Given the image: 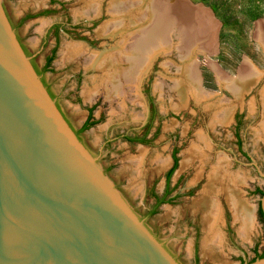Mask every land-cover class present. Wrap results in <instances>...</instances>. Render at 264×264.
I'll list each match as a JSON object with an SVG mask.
<instances>
[{
	"label": "rangeland",
	"instance_id": "obj_1",
	"mask_svg": "<svg viewBox=\"0 0 264 264\" xmlns=\"http://www.w3.org/2000/svg\"><path fill=\"white\" fill-rule=\"evenodd\" d=\"M113 1L127 3L128 0H100V14L92 26L90 23L95 20L93 13L90 11L87 16L80 14L85 0H55L52 5L56 9L54 13L28 20L19 32L29 52L38 55L36 61L41 66L53 46V39L42 45V37L51 23L64 22L66 17L69 19L67 33L60 35L52 63L55 70L47 73L45 79L54 93L61 96V108L74 127L78 128L84 121L88 107L93 108L95 122L82 135L84 143L132 211L181 264H192L195 254L199 264H240L241 257L246 262L251 261L255 252L260 254L264 246V224L258 214L264 192V39L258 33V28L264 26V0H180L185 5L188 2L189 7L186 6L189 9H202L210 16L215 25L212 46L205 49L201 45L204 31L186 41L187 34H182L183 40H180L182 38H176L175 30H171L166 44L150 47L149 54L152 56L155 52L154 57L140 82H136V78L144 64H137L136 72L128 79L133 90L126 96L111 94L108 83L101 80L103 72L89 64L93 53L108 52L120 44L125 45L122 37L97 35L99 28L106 25L111 17L109 6ZM138 1L145 0H133L131 4L136 7ZM151 1L162 3L171 13V6L178 8L180 2L146 0L148 3ZM3 2L13 20L20 14L36 12L48 4V0ZM59 5L65 9H60ZM131 11L134 27L140 26L142 15L136 10ZM128 22L125 20L126 25ZM179 24L185 27L184 22ZM91 27L92 35L88 34ZM187 30L191 31L189 27ZM79 32L80 38L74 39V34L78 36ZM83 35L89 39L97 36L98 40L93 39L91 49L82 42ZM163 45L170 50H162ZM73 48L80 49L79 55ZM244 64L253 68L259 79L238 96L227 84L236 81ZM183 71L185 74L194 73L199 92L210 97L214 105L208 108L195 103L192 95L182 102L178 87ZM222 79L227 83H222ZM148 102L153 103L158 114L151 125L152 133L156 130V134L150 145H129L118 139L122 133H142L148 116ZM222 106L231 109L230 120L225 125L213 124L214 112ZM199 134L210 147L207 155L210 161L207 162L213 165L215 159L225 157L229 162V176L239 179V183L230 182L228 186L235 190L240 201L252 209L254 219L246 235L241 234V224L234 220L223 195H218L221 216L218 227L213 231L215 234L212 232L210 235L202 213L196 208L207 179L204 177L192 184L194 174L200 169L197 156L188 167L181 169V164L194 145L202 148L203 143L197 142ZM173 148L177 149L180 163L171 183L173 185L179 180L176 191L180 197L172 204L156 207L154 214L146 217L147 211L153 207L149 191L152 188L161 194L163 175L171 163L169 156ZM209 165L205 167L204 176ZM188 189L193 190L189 197L184 193ZM214 190L217 195L218 185Z\"/></svg>",
	"mask_w": 264,
	"mask_h": 264
},
{
	"label": "water",
	"instance_id": "obj_2",
	"mask_svg": "<svg viewBox=\"0 0 264 264\" xmlns=\"http://www.w3.org/2000/svg\"><path fill=\"white\" fill-rule=\"evenodd\" d=\"M0 264H179L66 123L2 0Z\"/></svg>",
	"mask_w": 264,
	"mask_h": 264
},
{
	"label": "bare ground",
	"instance_id": "obj_3",
	"mask_svg": "<svg viewBox=\"0 0 264 264\" xmlns=\"http://www.w3.org/2000/svg\"><path fill=\"white\" fill-rule=\"evenodd\" d=\"M132 1L133 0H128L127 3H124L123 1H119L118 3L117 1L111 2L109 6V14L111 17L106 25L98 30L99 37L108 36L111 38L113 36H119L122 37L123 41H121L125 43V45L120 44L118 48H114L108 52L93 53L89 58V64L91 67L95 70L100 69L103 72L101 80H105L108 83L109 90L111 94H115L114 96H126L127 93L133 90L128 79H130V76L132 77L136 72L138 65L141 64L142 66L144 64L139 70L136 78V82H140L144 72L150 68L149 66L152 64L151 62L154 57L155 52L152 53V56L149 54L150 47L152 45H158V43L166 44L168 42L167 34H169L171 30H175V36L178 35L176 38H182V34L183 36L184 34H187L188 37L186 41L191 38H196L195 34L204 31L202 33L204 40L201 41V45H203L205 49L212 46L211 37L215 31V25L211 22L210 16H208V14L202 9H200L201 11L198 9H189L188 2H186L187 7L182 3L184 1L181 0V2L179 0V5L176 4V6L178 5V8L174 7V5L171 6V13L166 7H164L165 5L162 6V3L159 2L154 3L151 1L148 3L149 1L146 2V0L138 1L135 7L131 4ZM100 5V0H85L84 8L80 9V14L87 15L91 11L94 15H99ZM131 10H136L142 15L140 26L134 27L132 21L133 13ZM163 11L166 12L163 13ZM146 19L149 21L148 25ZM125 20L129 21V25L125 24ZM182 22L185 23V27L182 24H179ZM187 27H189L191 31L187 30ZM258 33L259 37L264 39V26L258 28ZM180 40H183V38ZM79 50L80 49L78 48H73V51L78 53V55L80 52ZM162 50L170 49L163 45ZM181 50L184 51L185 48H181ZM126 63L129 65L127 66ZM257 79H259V75L255 70L249 65L244 64L239 70V76L236 81L233 83L229 82L227 85L233 94L241 96L246 90L255 84ZM223 81H225V79H222V83ZM225 83H227V80ZM178 88L180 99L183 103L188 95H192L195 99V103L200 105H206L210 108L209 106L215 104L210 97L199 92L196 76L192 72L185 74L183 71V76H181V82ZM262 99L264 106V91ZM219 108L218 112H214L211 122L213 124L225 125L230 120L231 109H229L228 106L225 108L223 106ZM205 140L206 139H204L201 134L197 135L198 144L203 143L202 148L200 149V147L194 145L189 149V156L187 159H184L185 162L181 164V168L184 169L189 166L191 160L195 159L194 156H197L196 160H199L200 162V169L194 174L192 184H196L204 177L207 179V183L198 198L196 208L202 213V220L207 228L210 229L209 233L211 235L220 222L221 207L218 195H223L230 211L232 212L234 220L241 224L239 229L241 234L246 235L254 219L252 209L240 201L235 190L228 186L230 182H233V184L236 182L239 183V179H232L229 176L231 173L229 174V162L227 159L220 156L215 159L213 165L207 162L210 161L209 158H207V155H209L208 152H210V147ZM208 165L209 170L206 171V175L204 176L203 172ZM216 185H218L219 189L217 195L215 194L216 190H214Z\"/></svg>",
	"mask_w": 264,
	"mask_h": 264
},
{
	"label": "flooded vegetation",
	"instance_id": "obj_4",
	"mask_svg": "<svg viewBox=\"0 0 264 264\" xmlns=\"http://www.w3.org/2000/svg\"><path fill=\"white\" fill-rule=\"evenodd\" d=\"M54 4H55V0H48L47 6L42 7L41 10H38L36 12H31V11L30 12L29 11L25 12L23 14H20L17 17L16 20H13L12 17L10 16V14L7 12L5 4H4L3 0H2L3 10L5 12V15H6L7 19H8V22H9L11 28L13 29V31L15 33L16 39L19 42V44H20L22 50L24 51L25 55L27 57H29L30 63L32 65L34 71L36 72V74L39 76L42 85L46 89V91H47L48 95L50 96V98L54 101L57 109L60 111L61 115L63 116V118L65 119L66 123L69 125V127L72 129V131L74 132V134L76 135L78 140L82 143V145L91 154V151L89 150V148L87 147V145L83 141L82 135L86 131H88L91 126L94 125L95 121L93 119V114H92L93 108L92 107H88V109L86 110L87 111V115H86L84 121L81 123V125L78 128L74 127L72 122H71V120H70V118L65 114V112L61 108V104H60L61 96L56 95L54 93L51 84H49L46 81V79H45V75L47 73H51V72H53L55 70L53 68V66H52V63H53V60H54L56 52H57V46L59 44L60 35L67 33V27L66 26L68 24L69 19L66 17L63 20L64 22H53V23H51V25L48 27L45 35L42 37V39H41V44L42 45H45L48 42V39H53V46L50 49V52L44 57V60H43V63L41 64V66H39L37 61H36V58H37L38 55L31 54L29 52V50L26 47V45H25V43H24V41H23V39L21 37V34L19 32V30L24 26L25 22H27L28 20H32V19L38 18L40 16H45V15H49V14L54 13V11L56 10L54 8V6H52ZM59 7H60V9L61 8L65 9L63 5H59ZM97 16H98L97 14L94 15V17H95L94 19L95 20H93V18H92L93 21H91V23H90L92 26H94V24L97 22V20H98ZM90 31H92V27L88 29V32H89L88 34L92 35L93 32H90ZM75 35L76 34H74L73 38L78 40V38H80L79 35H81V34L79 32L78 36H75ZM97 35H98V31H97ZM83 36L84 37L81 38V40L83 39L82 42H84L90 49L92 48V46L94 44L93 39L94 40H98V39H96L97 38L96 35H95V38H93V39L92 38L89 39V37H85L86 35H83ZM81 40H79V41H81ZM148 104H149V109H148L147 121L144 123V130H142V133L141 134H134V135H129V134L122 133V134H120L118 136V139H122L123 141H125L129 145H142V146L150 145V142L154 139L155 134H156V130L152 133L151 125H152V122H153L154 118L157 117L158 114H157V111H156L153 103L148 102ZM169 159H170L171 163H170L169 167L167 168V170L165 171V173L163 175L164 178H163V187H162L161 194L158 195V193L152 188L149 191L150 192V196L153 199V207L150 208L147 211V216L146 217H149L152 214H154L156 207H158L160 205L172 204V203L176 202V200L180 197V193L176 191L178 186H179V180H176L173 185L171 183L172 175L175 172L176 168L178 167V162H179L176 148H173L171 150ZM103 172L105 173L104 170H103ZM179 172H180V170H179ZM184 193L187 194V197H189V196H191L190 194L193 193V190L188 189ZM149 231L157 239L155 234L151 230H149ZM196 234L197 235L199 234V230H197ZM160 243L170 253V255H172V257H174V259L179 264H181L179 262V260L174 256V254L165 245H163L162 242H160ZM263 252H264V246H263V249L261 250L260 254H262ZM260 254L256 251L254 258L256 256L260 255ZM239 261H240V264L247 263L244 257H241ZM248 262H250V260ZM192 264H199L198 256L196 254H195L194 258H193V263Z\"/></svg>",
	"mask_w": 264,
	"mask_h": 264
},
{
	"label": "trees",
	"instance_id": "obj_5",
	"mask_svg": "<svg viewBox=\"0 0 264 264\" xmlns=\"http://www.w3.org/2000/svg\"><path fill=\"white\" fill-rule=\"evenodd\" d=\"M258 214H259V218H260L261 222L264 224V215H263V213H262L260 207H259V210H258ZM262 257H264V252H263L262 254L256 256V257H255L254 259H252L251 261H254V260L257 259V258H262ZM251 261H250V262H251Z\"/></svg>",
	"mask_w": 264,
	"mask_h": 264
}]
</instances>
